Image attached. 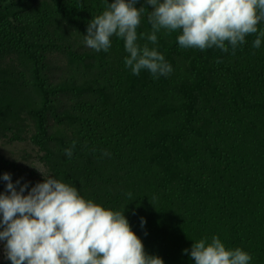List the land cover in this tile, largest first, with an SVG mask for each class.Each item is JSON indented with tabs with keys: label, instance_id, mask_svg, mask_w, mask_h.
Wrapping results in <instances>:
<instances>
[{
	"label": "trees",
	"instance_id": "1",
	"mask_svg": "<svg viewBox=\"0 0 264 264\" xmlns=\"http://www.w3.org/2000/svg\"><path fill=\"white\" fill-rule=\"evenodd\" d=\"M105 7L0 0V175L29 189L52 175L124 211L144 251L164 264H194L183 250L213 235L264 264V40L254 49L250 34L234 52L201 51L160 33L172 73L133 76L121 39L107 53L82 42ZM147 8L138 35L151 30ZM16 143L35 163L5 154Z\"/></svg>",
	"mask_w": 264,
	"mask_h": 264
},
{
	"label": "clouds",
	"instance_id": "2",
	"mask_svg": "<svg viewBox=\"0 0 264 264\" xmlns=\"http://www.w3.org/2000/svg\"><path fill=\"white\" fill-rule=\"evenodd\" d=\"M138 2L102 0L106 7L88 22L82 36L86 47L105 53L112 37L121 39L127 53L123 63L133 76L147 71L159 79L172 73V65L157 50L160 33H178L180 48L201 51L231 48L234 52L250 34H256L254 49H260L264 40V29L257 27L264 22V0H144L151 10L137 8ZM145 8L151 30L138 35ZM141 39L147 42L141 45ZM74 147L73 142L64 155L71 158ZM42 175L43 182L30 189L28 182L14 183L10 173L0 175L5 182L0 192V242L10 264H164L144 251L124 211L85 199L75 186ZM144 223L141 218L142 227ZM183 252L194 264H250L252 260L239 247L226 248L216 235L195 240Z\"/></svg>",
	"mask_w": 264,
	"mask_h": 264
},
{
	"label": "rangeland",
	"instance_id": "3",
	"mask_svg": "<svg viewBox=\"0 0 264 264\" xmlns=\"http://www.w3.org/2000/svg\"><path fill=\"white\" fill-rule=\"evenodd\" d=\"M4 149H5V154L10 159H17L18 161L22 162L23 158L26 155H30L31 157H30V160L28 162V165H31V164L35 163V160H32V156H35V154L29 147H27V144H17L16 143L15 145L13 144L12 146L5 147ZM25 153H27V154H25ZM22 156H23V158H21ZM31 167H34L35 169L36 168H40V166H31ZM2 260H5L3 243L0 244V262Z\"/></svg>",
	"mask_w": 264,
	"mask_h": 264
},
{
	"label": "bare ground",
	"instance_id": "4",
	"mask_svg": "<svg viewBox=\"0 0 264 264\" xmlns=\"http://www.w3.org/2000/svg\"><path fill=\"white\" fill-rule=\"evenodd\" d=\"M13 166V165H12Z\"/></svg>",
	"mask_w": 264,
	"mask_h": 264
}]
</instances>
